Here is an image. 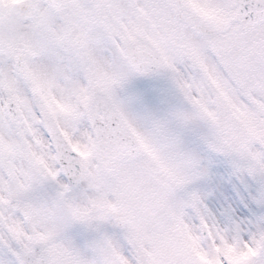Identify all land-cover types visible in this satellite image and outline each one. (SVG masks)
<instances>
[{
	"label": "snow or ice",
	"instance_id": "6c2138e0",
	"mask_svg": "<svg viewBox=\"0 0 264 264\" xmlns=\"http://www.w3.org/2000/svg\"><path fill=\"white\" fill-rule=\"evenodd\" d=\"M0 264H264V0H0Z\"/></svg>",
	"mask_w": 264,
	"mask_h": 264
}]
</instances>
